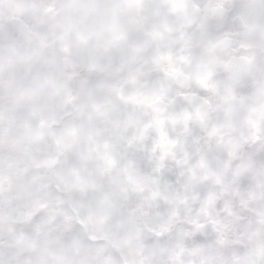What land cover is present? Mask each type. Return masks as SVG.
<instances>
[{
    "label": "clouds",
    "instance_id": "1",
    "mask_svg": "<svg viewBox=\"0 0 264 264\" xmlns=\"http://www.w3.org/2000/svg\"><path fill=\"white\" fill-rule=\"evenodd\" d=\"M0 264H264V0H0Z\"/></svg>",
    "mask_w": 264,
    "mask_h": 264
}]
</instances>
